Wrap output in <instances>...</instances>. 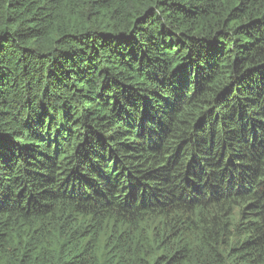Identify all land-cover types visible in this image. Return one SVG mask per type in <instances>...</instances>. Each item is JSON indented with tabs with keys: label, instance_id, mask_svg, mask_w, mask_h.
<instances>
[{
	"label": "trees",
	"instance_id": "16d2710c",
	"mask_svg": "<svg viewBox=\"0 0 264 264\" xmlns=\"http://www.w3.org/2000/svg\"><path fill=\"white\" fill-rule=\"evenodd\" d=\"M0 264H264V0H0Z\"/></svg>",
	"mask_w": 264,
	"mask_h": 264
}]
</instances>
